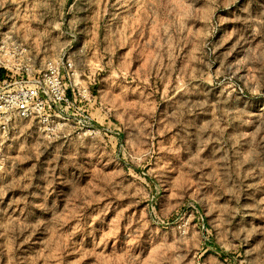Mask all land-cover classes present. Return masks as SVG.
Returning <instances> with one entry per match:
<instances>
[{
    "label": "rangeland",
    "instance_id": "rangeland-1",
    "mask_svg": "<svg viewBox=\"0 0 264 264\" xmlns=\"http://www.w3.org/2000/svg\"><path fill=\"white\" fill-rule=\"evenodd\" d=\"M61 56L0 114V264H264V0H0V81Z\"/></svg>",
    "mask_w": 264,
    "mask_h": 264
},
{
    "label": "built area",
    "instance_id": "built-area-1",
    "mask_svg": "<svg viewBox=\"0 0 264 264\" xmlns=\"http://www.w3.org/2000/svg\"><path fill=\"white\" fill-rule=\"evenodd\" d=\"M73 69V61L61 56L49 60L32 78L0 81V114L7 121L15 122L42 115L47 106L60 109L69 101V89L73 90ZM77 92L80 91L77 89ZM83 92H90V88L84 87Z\"/></svg>",
    "mask_w": 264,
    "mask_h": 264
},
{
    "label": "crops",
    "instance_id": "crops-1",
    "mask_svg": "<svg viewBox=\"0 0 264 264\" xmlns=\"http://www.w3.org/2000/svg\"><path fill=\"white\" fill-rule=\"evenodd\" d=\"M71 91H73V90L70 88L69 91H68V95H69V92H71Z\"/></svg>",
    "mask_w": 264,
    "mask_h": 264
},
{
    "label": "trees",
    "instance_id": "trees-1",
    "mask_svg": "<svg viewBox=\"0 0 264 264\" xmlns=\"http://www.w3.org/2000/svg\"><path fill=\"white\" fill-rule=\"evenodd\" d=\"M2 73H3V71H2V70H0V77H1Z\"/></svg>",
    "mask_w": 264,
    "mask_h": 264
}]
</instances>
